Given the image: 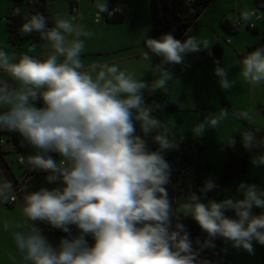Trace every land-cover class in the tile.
<instances>
[{
    "label": "clouds",
    "instance_id": "9594fccd",
    "mask_svg": "<svg viewBox=\"0 0 264 264\" xmlns=\"http://www.w3.org/2000/svg\"><path fill=\"white\" fill-rule=\"evenodd\" d=\"M93 6L97 22L117 11L109 10L107 0H94ZM256 16V9L245 7L234 24L251 27ZM23 21L19 34H39L44 52L20 53L17 58L0 48V132L18 134L34 152L21 158L28 170L45 173L46 182L56 186L23 195L22 222L16 227L27 226L28 231L11 232L14 264H210L200 258L201 252L214 249L217 239L250 255L253 242L264 246V211L253 214V209L264 210V189L241 182L237 191L242 198L205 204L201 201L207 194L219 189L209 178L199 194L191 193L186 202L173 207L166 187L172 170L165 154L179 144L174 130L152 115L165 105L146 103L145 93L162 91L172 99L173 74L168 66L184 64L190 53L211 55L209 39L186 34L181 41L171 33L145 39L147 51L141 59L148 62L145 71L155 77L148 82L142 78L145 71L137 76L118 64L86 67L82 55L95 31L75 15L50 18L35 12ZM152 56L161 58L154 67ZM214 63L219 87L230 91L236 85L228 77L233 66ZM239 63L244 81L253 87L264 84V46ZM230 116L248 122L246 130H235L240 131L239 143L254 153L253 166L264 165V136L253 126L251 110L209 112L191 133L199 138L209 129H219ZM149 137L155 150L149 148ZM224 143L235 150L237 140L229 135ZM15 199L12 182L4 179L0 205ZM182 216L195 221L206 236L203 241L191 239ZM35 222L68 234L75 226L78 235L53 246ZM3 227L9 229L7 221Z\"/></svg>",
    "mask_w": 264,
    "mask_h": 264
},
{
    "label": "rangeland",
    "instance_id": "374dc122",
    "mask_svg": "<svg viewBox=\"0 0 264 264\" xmlns=\"http://www.w3.org/2000/svg\"><path fill=\"white\" fill-rule=\"evenodd\" d=\"M39 0H27V2H38ZM51 7L46 8L50 18L57 14L75 15L79 23L88 29L95 31L94 38L86 41V52L82 59L86 67L92 64H118L122 69L127 68L130 72L139 76L147 69V61L141 59L144 47V40L150 38V4L152 0H118L119 5L126 7L132 17L118 28L112 27L104 21L103 16L97 22L95 17L96 9L94 2L81 0L73 5V0H46ZM160 1V0H158ZM170 0L161 2L168 4ZM255 0H214L207 9L194 22L186 34L201 38H207L212 42L209 55L208 51L190 53L186 59V65L168 66L173 74L172 99L162 91L148 96L145 93V101L148 104L153 102L164 104L162 110H157L152 115L165 122L176 133L177 143H181L194 158H198L201 163L208 162L209 169H205V179L215 180L218 171L227 160V152L245 151L240 141V129L246 130L248 122L235 120L231 116L222 122L217 130L209 129L201 137H194L191 128L204 118L209 112H219L221 108L230 111L251 110L253 116L252 124L257 130H264V84L260 86H250L240 75V56L247 52L248 47L259 43L264 39V7L258 8ZM24 5V4H23ZM70 5L75 8L76 13H71ZM120 6V7H121ZM46 7V5H45ZM256 9L257 16L250 21L252 28L240 27L234 24L239 13L245 8ZM11 4L8 0H0V48L6 49L10 54L22 53L12 47L8 41L6 32V15ZM22 9V10H21ZM16 10L23 11V7ZM51 23H52V19ZM227 21L230 26L237 27V32L229 33L220 25ZM186 34L185 38L186 39ZM113 42V45H111ZM111 46V48H110ZM219 50V62L221 67H233L228 71L229 79H234L236 85L230 91H223L218 85V78L214 75L217 66L215 61V49ZM25 53L40 56L44 49L33 48V44L27 43L24 47ZM151 55V54H150ZM161 61L160 57L152 56L150 65L155 66ZM150 82L155 77L150 71H145L142 77ZM137 134L140 135L139 124L136 125ZM235 131V132H234ZM6 132H0V137L10 143V136ZM233 136L237 140L235 150L230 149L224 143L225 139ZM200 152L197 154L198 149ZM0 154L10 171L17 185L24 186L22 173L17 163L18 156L11 151L8 144L0 147ZM252 159V158H251ZM247 172L239 177L237 182H232L222 188L215 196L204 199L201 202L207 204L208 200L219 202L225 198H242L237 189L241 182L255 184L264 189V165L253 166L251 163ZM0 173H2L0 168ZM0 175V182L4 180ZM262 209H253V214H260ZM227 216L234 217L233 212H227ZM193 220L190 216H187ZM7 221L9 229L4 230V222ZM22 222L21 207L15 203L12 207L0 205V264H14L10 259L15 254L14 243L11 239L12 231H28V227L17 228L16 225ZM216 247L227 260L221 259L216 264H264V246L253 242L254 254H248L244 250L234 249L230 244H225L221 239L214 241Z\"/></svg>",
    "mask_w": 264,
    "mask_h": 264
},
{
    "label": "trees",
    "instance_id": "16d2710c",
    "mask_svg": "<svg viewBox=\"0 0 264 264\" xmlns=\"http://www.w3.org/2000/svg\"><path fill=\"white\" fill-rule=\"evenodd\" d=\"M11 4V8L6 15V32L8 35V41L12 47L17 51L25 53L24 47L27 43H31L36 46V48H41L40 45L43 43L40 40L39 34L32 33L31 35L21 36L19 34V29L21 24L24 22L23 18L29 14L40 12L45 16H48L46 12L44 0H39L38 2H27V0H8ZM91 1V0H90ZM162 0H152L150 4V38L158 39L164 34L171 33L178 40L183 41L185 34L192 27L194 22L199 18V16L204 12L205 9L211 5L214 0H170L168 5H164ZM94 2V1H91ZM109 10L118 7L121 8L122 12L120 14H115L113 16L103 15L106 23L116 25L123 22L125 18V9L118 5V0H107ZM254 3L256 7L263 8L264 0H255ZM24 4V5H23ZM23 7V11H21ZM21 9L17 13L16 10ZM221 27L231 34L237 32V27H232L227 21L220 23ZM49 27L51 24L49 22ZM252 28L251 27H247ZM264 46V39L259 43L248 47L247 52L240 56L241 60L249 52L255 50L258 47ZM215 61L219 60V50L216 47L215 51ZM186 61V59H185ZM187 64L186 62L182 65ZM181 65V64H180ZM179 66V65H175ZM40 106V105H37ZM258 133L264 136V130H258ZM10 136V143L6 141V144L10 145L11 151L14 152L18 157H27L34 154L33 149L26 145L21 137L16 133H4ZM147 143L151 150H155L156 145L153 143L151 137L147 138ZM178 149L171 150L165 154V159L169 162L171 166V176L170 182L166 186L169 192V197L173 202V207H176L179 203L187 201V197L191 193L199 194V188L203 186L205 179V169H209V163H201L198 158H194L192 154L185 148L181 143H178ZM200 152L198 149L197 154ZM253 152L249 151H235L227 152V160L222 168L218 171L217 177L214 180L218 185L219 189L217 191L209 192L207 194V199L215 196L219 193L223 187L232 182H237L239 177L247 172V168L250 163V159L253 156ZM1 155V154H0ZM59 160L56 154H51ZM24 169L22 173L24 186H18L17 182L12 179L8 168L0 161V168L5 179L12 182L14 191L16 194V202L21 207L23 195L26 192L37 191L40 188H52L56 185L48 184L45 180L46 174L43 172H32L24 167L19 166ZM7 207L8 206L5 204ZM182 222L185 225L187 231L191 234V239L195 241L197 237L203 241L206 238L195 223L194 220L182 216ZM35 226L42 230V234L48 239L49 243L53 246H58L59 241L62 238L75 239L78 235V231L75 226L72 227L71 234L64 233L60 230L53 229L47 224L35 222ZM88 243L91 245L93 243L92 238L88 237ZM201 259H207L210 264L213 261L219 259L226 261L227 258L221 255L218 248L205 249L201 252Z\"/></svg>",
    "mask_w": 264,
    "mask_h": 264
},
{
    "label": "crops",
    "instance_id": "0c3cea01",
    "mask_svg": "<svg viewBox=\"0 0 264 264\" xmlns=\"http://www.w3.org/2000/svg\"><path fill=\"white\" fill-rule=\"evenodd\" d=\"M44 4L46 5V8H48V7H51V5L46 1V0H44ZM72 4H73V2H72ZM78 4V3H77ZM164 5H168V4H165V3H163ZM118 5H119V3H118ZM119 6H121V5H119ZM122 7V6H121ZM72 9V7H71V5H70V10ZM123 9H125V18H124V20H123V22L122 23H120V24H116V25H110V26H112V27H115V28H118L119 26H121L122 24H124V22H126L127 20H129V18H131L132 17V15H131V12L126 8V7H123ZM46 12H47V10H46ZM77 12V10L74 12V13H76ZM71 13H73L72 12V10H71ZM48 14V17H49V13H47ZM105 21V20H104ZM49 22H50V24H51V26H52V23H51V20L49 19ZM111 45H113V42H112V44ZM110 48H111V46H110ZM40 49H43L42 47L40 48ZM42 55V54H41ZM0 161H2L3 162V164L6 166V164L4 163V161H3V155H0ZM7 167V166H6ZM9 171V170H8ZM9 173H10V171H9ZM10 176L12 177V175H11V173H10ZM12 179H13V177H12ZM15 181H16V179H14ZM17 182V181H16Z\"/></svg>",
    "mask_w": 264,
    "mask_h": 264
},
{
    "label": "built area",
    "instance_id": "2783aa9c",
    "mask_svg": "<svg viewBox=\"0 0 264 264\" xmlns=\"http://www.w3.org/2000/svg\"><path fill=\"white\" fill-rule=\"evenodd\" d=\"M80 1H81V0H73V5H76V4L79 3ZM91 1H94V0H91ZM114 9H117V11L114 13V15H115V14H120V13L122 12L121 8L115 7V8H113L112 10H114ZM112 10H111V11H112ZM72 11L74 12V11H75V8H72ZM185 62H186V61H185V59H184V63H185ZM181 65H182V64H181ZM4 144H6V141H5V140H4L3 143H0V147L3 146ZM21 158H22V157H18V158H17V163H18V165L21 166V167H24L25 169H28L27 166H26V163H25L24 161H22ZM15 197H16V194H15ZM15 202H16V199H15V201L8 203L7 205H8V206H12V205L15 204ZM211 264H216V261L211 262Z\"/></svg>",
    "mask_w": 264,
    "mask_h": 264
}]
</instances>
